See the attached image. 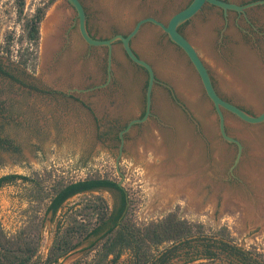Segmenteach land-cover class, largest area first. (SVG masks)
<instances>
[{
  "label": "rangeland",
  "instance_id": "rangeland-1",
  "mask_svg": "<svg viewBox=\"0 0 264 264\" xmlns=\"http://www.w3.org/2000/svg\"><path fill=\"white\" fill-rule=\"evenodd\" d=\"M47 1L25 0V14H33ZM82 1L92 34L103 39L127 35L147 17L167 24L193 0ZM222 1L244 6L264 0ZM118 2L123 3L122 13L114 12L111 6H119ZM17 3L0 1V45L10 32L18 37L23 31ZM61 3L71 12L70 22L63 30L59 52L44 65L42 26L52 8ZM208 27L207 46L196 39L195 33ZM181 32L207 65L223 99L251 115L264 112V79L258 76L256 83L252 82L248 73L255 68L247 65L255 60L264 67V4L245 13L227 14L206 5L181 26ZM132 46L153 66L158 82L152 115L124 134L121 153L120 133L144 115L148 73L132 63L122 44L117 43L108 83V48L89 46L79 32L73 8L64 0H55L41 24L36 71L17 64L18 45L13 47L12 60L5 55L2 58L26 86L0 78V101L5 111L0 117V139L8 142H0V177L16 174L45 179L46 187L53 179L108 177L121 183L132 197L138 224L177 211L181 218L203 224L208 238L226 228L237 247L246 251L256 247L264 252V123L246 124L224 112L227 135L244 147L239 164L234 166L239 148L222 137L216 109L186 54L151 23L143 26ZM68 53L72 69L65 75L56 74L52 68ZM173 182L181 185L173 194H166L163 185H175ZM38 194L32 182L17 180L5 185L0 190V227L15 234L30 219L45 216L47 200L40 202L44 194ZM95 196L105 198L111 212L120 205V193L110 189L70 198L55 215L45 216L39 260L47 257L56 235L67 225L68 215ZM248 205L257 209L250 212ZM97 239L88 240L56 264L90 261L96 252L85 258L86 249ZM195 239L161 246L155 253L174 247L176 255L166 264H230L226 255L212 261L196 254L190 247H200L203 237ZM133 261L134 255L124 252L111 264Z\"/></svg>",
  "mask_w": 264,
  "mask_h": 264
},
{
  "label": "trees",
  "instance_id": "trees-1",
  "mask_svg": "<svg viewBox=\"0 0 264 264\" xmlns=\"http://www.w3.org/2000/svg\"><path fill=\"white\" fill-rule=\"evenodd\" d=\"M54 2L55 0H48L43 6L36 8L33 14L27 15L25 0H18V21L22 24L23 31L18 37L15 32H10L5 38V43L0 45V78L26 86L25 82L2 62V58L5 55L8 60H12L13 47L18 45L17 64L25 70L36 71L41 24ZM4 112L3 103L0 101V117ZM0 142L2 145L8 143L2 138ZM17 180L32 182L38 195L44 194L40 202L47 200L45 216L49 213L55 215L66 201L76 195L100 189L118 191L120 205L111 212L107 200L102 196H95L73 210L68 215L67 225L56 235L44 261L39 260V253L45 216L30 219L15 234H8L0 227V264H56L61 258L95 237L98 239L86 249L88 252L85 258L94 251L95 257L90 261L79 259L74 264H111L117 262L124 252L134 255L133 264H166L176 255L174 247H168L158 255L155 253L156 248L197 241L196 237H203L202 243L200 247L191 246L190 249H194L195 253L204 259L213 261L226 255L230 264H264V252H258L256 247L249 251L237 247L226 228L214 232L212 237L208 238L203 224L181 218L177 211H172L160 219L138 224L132 197L114 179L101 176L77 181L53 179L50 186L46 187L45 179L35 180L11 174L0 177V190Z\"/></svg>",
  "mask_w": 264,
  "mask_h": 264
},
{
  "label": "water",
  "instance_id": "water-1",
  "mask_svg": "<svg viewBox=\"0 0 264 264\" xmlns=\"http://www.w3.org/2000/svg\"><path fill=\"white\" fill-rule=\"evenodd\" d=\"M69 6L73 8L75 13L77 14L78 18V26L79 32L84 39V41L92 47H108L109 50V57H108V72H109V80L108 83L111 81V73H112V62H113V43L116 41H121L124 51L129 58V60L144 68L148 73V86L146 92V114L144 117L135 119L131 121L127 127L120 133V139L122 141L120 152L123 151L124 146V134L129 132L135 124H141L146 122L150 116L152 115V105H153V92L155 84L158 82L155 70L153 66L148 63L147 61L141 59L133 50L131 46V41L141 32L142 28L146 24H154L159 27L168 37L169 39L177 45L188 57L191 64L193 65L195 71L197 72L205 93L207 97L213 103L216 112L219 118V128L222 137L230 142L235 143L238 148L237 158L235 159L234 166H237L241 160L242 152H243V145L236 139L227 135L226 132V125H225V116L224 112H228L238 118L240 121L250 124V125H259L264 123V112L255 116L251 115L248 112L244 111L240 107L236 106L235 104L223 99L217 92L209 69L203 59L200 57L198 51L196 50L195 46L191 43V41L185 37L180 31L179 28L184 23L192 20L195 16H197L206 5H212L222 9L226 14L229 11H235L238 13H245L248 8L253 6L262 5L264 1H257L248 5H237L233 3H228L222 0H193L187 7L175 13L167 24L159 21L154 17H147L144 19L139 20L134 28L130 31L127 36L124 35H116L109 40H100L94 39L88 32L87 28V15L85 8L80 0H64ZM121 187V183H119Z\"/></svg>",
  "mask_w": 264,
  "mask_h": 264
},
{
  "label": "bare ground",
  "instance_id": "bare-ground-1",
  "mask_svg": "<svg viewBox=\"0 0 264 264\" xmlns=\"http://www.w3.org/2000/svg\"><path fill=\"white\" fill-rule=\"evenodd\" d=\"M121 1L123 2V0H121ZM122 2H120V3H122ZM120 3L118 2L119 6L117 5V7H116V5L114 6L113 3H111V6L114 9V12L117 11V13H118V10H119L122 13V10H123L122 7L123 6L121 7ZM136 6H138V5H136ZM70 17H71V12L67 9V7L64 4L61 3V4L55 5L52 8V10L49 12V14L47 16V20L43 23V26H42V35H43L42 58H43V64L44 65H48L52 61L56 51L61 47L62 34L64 32L63 30H64L65 26L70 22ZM206 29H207V31H206ZM206 29L205 30L199 29L200 32H199V30H198V32L196 31L195 36H196V39L205 42V44L208 46L209 45V36H210L208 33H210V32H209V27ZM244 61L246 62V60H244ZM247 65H249V66L252 65V67H254L256 69L255 70V69L251 68V69H253V71L250 69L249 73H248L249 76L247 74V76L249 77V79L252 80V82L256 83L255 81H256V78H258V76H260V78L264 79V67L261 66L260 62H256L255 60L254 61L252 60V61H248ZM70 69H72V65L70 62L69 53H68V55L62 57L60 62L57 63L54 68H52V70L56 74H60V75H65ZM246 73H247V71H245V74ZM262 84L264 86V83H262ZM262 84H259V85H262ZM171 179L172 178H170V180ZM181 183H183V181ZM180 185L178 183H176L175 185H170V186L169 185L168 186L163 185V187H164L163 190L165 191L166 194H170V193L173 194V192L177 188L176 186H180ZM256 209H257L256 207L248 205V210H250V212H254Z\"/></svg>",
  "mask_w": 264,
  "mask_h": 264
},
{
  "label": "flooded vegetation",
  "instance_id": "flooded-vegetation-1",
  "mask_svg": "<svg viewBox=\"0 0 264 264\" xmlns=\"http://www.w3.org/2000/svg\"><path fill=\"white\" fill-rule=\"evenodd\" d=\"M81 2H82V4H83V6H84V2L82 1V0H80ZM84 8H85V6H84ZM85 11H86V8H85ZM86 13H87V11H86ZM87 15V28H88V32H89V34L94 38V39H100V40H109V39H111V38H113L114 36H116L117 34H114L112 37H109V38H97L94 34H92V32H91V30H90V27H89V20H88V14H86ZM182 26V25H181ZM181 26H180V28H179V31L181 32ZM182 33V32H181ZM183 34V33H182ZM128 35V34H127ZM127 35H124V36H127ZM62 36H63V34H62ZM134 40V39H133ZM133 40L131 41V46H132V42H133ZM117 43H120V44H122V42L121 41H118V42H116V43H113V46L114 45H116ZM62 44H63V38H62ZM62 44H61V46H62ZM123 46V45H122ZM177 46V45H176ZM178 47V46H177ZM106 48H108V47H106ZM132 48H133V46H132ZM179 48V47H178ZM180 49V48H179ZM123 50H124V48H123ZM133 50H134V48H133ZM181 50V49H180ZM57 52H59V49L56 51V53ZM107 52H108V54H109V50L107 49ZM125 52V51H124ZM136 52V51H135ZM56 53H55V55H56ZM55 55H54V57H55ZM54 57H53V59H54ZM52 59V60H53ZM52 62V61H51ZM50 62V63H51ZM136 65V64H135ZM138 66V65H137ZM140 67V66H139ZM144 69V68H143ZM146 114V107H145V110H144V115ZM144 115H143V117H144Z\"/></svg>",
  "mask_w": 264,
  "mask_h": 264
}]
</instances>
